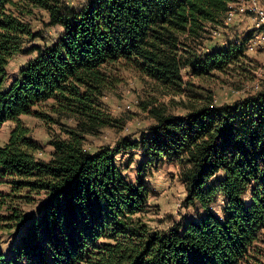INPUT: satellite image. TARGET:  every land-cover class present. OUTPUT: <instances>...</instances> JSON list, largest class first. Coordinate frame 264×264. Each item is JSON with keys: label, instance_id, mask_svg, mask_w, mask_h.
I'll return each instance as SVG.
<instances>
[{"label": "trees", "instance_id": "16d2710c", "mask_svg": "<svg viewBox=\"0 0 264 264\" xmlns=\"http://www.w3.org/2000/svg\"><path fill=\"white\" fill-rule=\"evenodd\" d=\"M233 1L87 0L76 11L62 0H0V127L13 124L0 147V182L9 187L0 192V222L22 227L13 256L0 253V264H264V90L218 107L193 95L181 116L142 103L154 124L115 148L142 152L134 182L110 148H84L87 136L117 127L102 99L120 67L173 94L182 92L184 70L200 80L238 69L245 76L244 43L198 50ZM35 11L62 31L52 44L31 47L34 58L6 84L10 60L38 37L28 22ZM47 102L57 120L39 111ZM22 116L73 125L60 124L44 161ZM164 162L178 167L184 206L205 214L159 230L144 221L146 179ZM219 197L220 217L209 209ZM35 198L36 214L22 223L21 208Z\"/></svg>", "mask_w": 264, "mask_h": 264}, {"label": "rangeland", "instance_id": "374dc122", "mask_svg": "<svg viewBox=\"0 0 264 264\" xmlns=\"http://www.w3.org/2000/svg\"><path fill=\"white\" fill-rule=\"evenodd\" d=\"M62 2L65 6L79 11L84 8L87 0H62ZM28 22L32 34L37 33L38 37L27 41L22 52L10 60L6 67V84L17 77L19 70L34 58L35 53H29L31 47L52 44L58 39L62 31L59 27H48L47 16L42 11H35ZM211 31L212 28L207 30L198 49L200 52H206L207 48L222 42L244 43L245 46L254 35L264 36V27L256 29V21L249 14L239 15L230 23L229 27L220 28V36L216 39L211 37ZM245 55L247 56V64L244 66L250 74L246 71L243 72L245 76H239L238 74L242 73V70L238 69L237 72L239 73H236V70L228 72V74L216 73L212 77L200 80L192 78L184 70L182 72V92L179 94H173L171 91L161 88L130 68H118L111 74L117 81L104 93L102 99L108 114L118 122L117 127L104 128L97 136H87L84 141L85 150L95 152L101 147L110 148L116 153L114 159L123 175L128 181L134 182L136 168L142 161V152L140 150L115 152V148L118 140L122 138L131 141L138 140L142 135L147 134L148 129L154 124L147 110L142 109L141 104L152 103L153 106H162L169 115L181 116L187 113L186 109H188L190 102L196 101L193 95L203 99L209 96L212 104L218 107L233 104L256 92L263 91L264 38L260 44L257 43L252 47V51H246ZM51 104V102H47L39 111L56 119L57 117L49 112ZM127 106L130 108L127 109ZM20 120L29 129L33 140L40 145L41 150L37 157L44 161L49 160L52 153V148L49 145L51 138L61 134L62 125H73V120L69 118H61L56 124H45L33 116H22ZM12 127L13 124L10 122L0 127V147L7 142ZM177 176V165L164 162L152 170L151 175L146 179L151 195L147 200V212L144 215V221L152 229L167 230L177 223L184 224L188 221H197L205 214L197 205L184 206L185 191ZM221 177L222 174L217 175L212 182ZM8 190L9 187L0 182V192H8ZM34 202L32 205L21 208L23 212L22 223L27 222L36 214L41 204L40 198H35ZM222 206L223 199L219 197L209 209L220 217ZM0 215H5V213L0 212ZM11 224L10 222H0V253L6 259L13 256L11 248L17 244L22 233V227L19 225L6 228ZM261 242L260 248L264 253V232ZM13 264L22 263L14 261Z\"/></svg>", "mask_w": 264, "mask_h": 264}, {"label": "built area", "instance_id": "2783aa9c", "mask_svg": "<svg viewBox=\"0 0 264 264\" xmlns=\"http://www.w3.org/2000/svg\"><path fill=\"white\" fill-rule=\"evenodd\" d=\"M249 14L253 16L256 21V29L264 27V0H234L228 8L223 20L222 25L219 28H213L211 31V37L216 39L220 36V28H227L230 23L239 15ZM264 36L254 35V37L248 41L244 46L246 51H252V47L255 44H260ZM237 44V43H236ZM127 109L130 107L127 106Z\"/></svg>", "mask_w": 264, "mask_h": 264}, {"label": "crops", "instance_id": "0c3cea01", "mask_svg": "<svg viewBox=\"0 0 264 264\" xmlns=\"http://www.w3.org/2000/svg\"><path fill=\"white\" fill-rule=\"evenodd\" d=\"M235 20V19H234ZM233 20V21H234ZM232 21V22H233ZM235 42H237V41H235ZM230 44H232V42H229ZM229 43H225V42H222V43H220L219 45H216V46H211V48H207L205 51L207 52V51H210V50H213V49H222V48H225V47H227L228 45H230ZM186 72V71H185ZM264 232V231H263Z\"/></svg>", "mask_w": 264, "mask_h": 264}]
</instances>
